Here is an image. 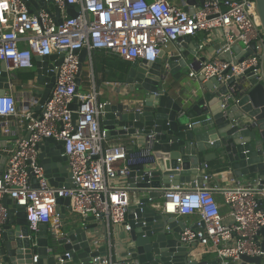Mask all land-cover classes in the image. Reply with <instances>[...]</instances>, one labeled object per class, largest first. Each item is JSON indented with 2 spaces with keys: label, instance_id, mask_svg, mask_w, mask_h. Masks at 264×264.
Returning a JSON list of instances; mask_svg holds the SVG:
<instances>
[{
  "label": "built area",
  "instance_id": "2783aa9c",
  "mask_svg": "<svg viewBox=\"0 0 264 264\" xmlns=\"http://www.w3.org/2000/svg\"><path fill=\"white\" fill-rule=\"evenodd\" d=\"M49 2L59 10L61 22L34 0H0V61L9 71L33 70L35 56L63 55L55 69L51 95L38 113L28 104L20 109L14 93L0 94V136L12 133L14 120L27 132L2 154L7 159L0 175V242L9 219L6 197L26 208L30 229L37 231L40 223H47L54 232L63 226L56 212L57 200L68 197L73 213L106 223V245L111 251L112 226L122 224L126 231L130 229L126 223L131 204L127 177L133 167L153 164L154 156L148 141L132 152L130 145L109 142L100 119L105 92L97 78L95 52L115 54L125 62H153L180 37L221 31L224 43L216 56L193 67L190 76L202 77L204 82L216 78L220 84L235 77L228 95L234 96L242 90L241 75L252 71L258 80L264 78V33L255 0H204L192 6L193 13L170 0H44L46 5ZM71 6L78 8L75 17L68 12ZM253 43L254 53L245 55ZM235 46L240 48L237 57ZM82 50H86L85 74L79 73ZM82 79L84 89L79 87ZM29 102L36 106L35 100ZM45 138L64 142L63 156L73 187L50 184L39 161V145ZM211 178L206 174L202 185L194 188H168L159 204L162 212L179 218L196 215L197 225H187L181 241L210 247L222 264H238L242 255L260 256L264 264L261 179L242 182L232 176L228 178L231 185L223 188L211 184ZM217 194L227 207L225 214ZM93 262L117 264L111 253Z\"/></svg>",
  "mask_w": 264,
  "mask_h": 264
},
{
  "label": "water",
  "instance_id": "95a60500",
  "mask_svg": "<svg viewBox=\"0 0 264 264\" xmlns=\"http://www.w3.org/2000/svg\"><path fill=\"white\" fill-rule=\"evenodd\" d=\"M203 2L188 0L192 5ZM255 2L264 33V0ZM34 3L37 7L44 6V0H34ZM191 8L188 10L193 13L195 9ZM77 11L74 6L68 10L73 17ZM55 15L61 22L59 10ZM192 40L190 35L180 37L171 51L162 50L153 62L139 59L127 62L121 89L115 95L101 97L105 105L100 119L107 135L145 139L154 156L153 164L133 167L127 177L129 192L137 193L127 214L130 229L113 236L111 251L107 245L96 249L95 237L89 233L93 227L63 225L59 232H54L49 224L40 223L37 231L32 230L26 208L18 206L8 196L4 202L9 209V219L0 242L2 264H94L95 257L109 253L117 264H222L219 259H196L195 245L189 247L181 241L180 234L187 224L176 214L164 213L154 205L161 203L171 186L184 183L192 188L201 186L212 160L220 177H255L264 184V78L260 81L248 71L239 77L242 90L228 96L235 77L226 84H220L216 78L204 82L201 77L200 89L195 95L176 97L177 86L173 80L181 79L195 68V54L190 57L186 49ZM239 49V46L234 47V51ZM254 51L253 43L245 55ZM85 58L86 50H82L79 73ZM34 60L35 75L26 80L24 91H29L25 93L28 105L29 100H35V110L39 112L51 95L56 81L55 69L63 61V55L35 56ZM17 77L16 73L9 77L2 63L0 94L6 93L10 81ZM215 86L216 92H204L205 88ZM76 103L77 99L72 104L74 109ZM49 143L56 144L63 154L64 142L54 138L43 139L39 149L44 151V144ZM132 151L134 145L129 148V152ZM6 159L5 155L0 156V175ZM39 161L50 184L57 186L44 152L40 153ZM58 178L63 180L62 186H74L67 168H61ZM69 203L68 197H59L56 212L64 214ZM261 233L264 235V229ZM260 262V256L242 255L240 264Z\"/></svg>",
  "mask_w": 264,
  "mask_h": 264
},
{
  "label": "crops",
  "instance_id": "0c3cea01",
  "mask_svg": "<svg viewBox=\"0 0 264 264\" xmlns=\"http://www.w3.org/2000/svg\"><path fill=\"white\" fill-rule=\"evenodd\" d=\"M172 3L177 4L179 6L185 7L187 9H192L191 7L193 6L192 4L188 3V0H170ZM200 4V3H199ZM45 7H48V9L52 12V13H56V11L58 10L57 7H55V5H53L51 2L48 3V5H46V3H44ZM193 40L189 43V47L186 48L189 52L190 57L193 56V54H195V67L199 68V65L208 59H211L213 57L216 56V52L218 50V48L224 43L223 40V35L221 31H216L213 34H203V33H198L195 36H192ZM176 45V43H173L172 45L169 46V48L167 49V51H171L172 48ZM238 51H234L233 55L235 57L239 56ZM2 61H0V67L2 65ZM5 65V63H4ZM5 71L8 73V76L11 77L12 73H16L18 75V77L13 80L10 81V86L11 88L6 92V93H14L17 97L18 100V107L24 108L26 107V104H28L26 102V100L28 99L27 95L25 94L27 92V94H29V91H24L25 89V83H26V79H23L21 77V75L27 71L30 70H20V71H9L5 65ZM33 71V70H31ZM87 71V66L83 67L82 72L83 74H85V72ZM192 71V68L190 69V71L184 76H182L181 79H174V83L177 86L176 88V97H180L181 95H195L196 92L199 91L200 89V81L201 78L200 77H191L190 76V72ZM98 81L100 82V86L101 88L104 90L105 94H103V96H105L106 94L108 95H115L117 93L118 90L121 89V81H119L118 79H105V78H101L100 76L98 77ZM85 80L82 79L80 81V89H84L86 87V83L84 82ZM105 81H109L112 84L108 87L104 86L103 83ZM19 89V90H18ZM218 90V88L215 86L213 89H207L205 88L204 92H211L214 93ZM107 92V93H106ZM116 102V101H115ZM30 106L32 108L35 109V105L32 106V104L30 103ZM38 113V111H36ZM11 126H12V133L10 135H2L0 136V156L3 154V151L5 148H11L12 145L14 144L15 140L19 137H24L26 136L27 132L25 130V127L23 125H20V123L17 121H12L11 122ZM136 140V141H135ZM109 142L110 143H124L127 145L132 146L134 144V148L135 151H137L139 148H141L143 145L146 144L145 139L142 138H138V139H134V137L131 136H110L109 137ZM44 152L45 154V159L48 161L47 165L53 170V174H55V179L57 180V186H62L64 184L63 180L61 181L60 178H58L60 176V170L61 168L65 167L68 169V164H67V160L63 159V154H61V152H59V150L57 149L56 144H44V151L40 149V153ZM60 159V160H59ZM215 161H211L209 163V167L207 168V175H211V184H219L221 187L226 188L228 186H230L231 184L229 183L228 179H225L223 177H220L221 175L219 173H217L216 169H215ZM69 171V170H68ZM255 177L252 178H248V177H242L241 180L242 182H248L251 179H254ZM181 187L189 189L192 188L190 184L188 183H184L181 185ZM129 196H130V203L133 200V198H135L137 196V193H133V192H129ZM217 198L219 200V202L221 203V210L223 212V214L227 213V207L223 204V199L222 196L220 194H217ZM156 208L161 209L159 205H154ZM188 226H196L197 225V220L198 217L196 215H187L184 217H180ZM61 220H62V224L64 226H70L75 224L78 227H86V226H91L93 228H91L89 230V233L93 235V237H95L94 239L96 241H98V246H94V248L96 247H105L106 246V239L108 237L109 239V228L106 225V223L104 221L98 220L92 216H88L86 218L80 216L79 214H75L71 211V208L69 206H65V212L64 214H61ZM128 220V216L126 217V221ZM111 233L113 234L112 236H118L121 233L125 232V228L124 225L119 224V225H114L111 228ZM192 245L194 246V251H193V255L196 259L198 258H205L208 260H214L217 259L216 254L214 253V251L210 248V247H204L198 244H191L189 245V247H191ZM97 249V248H96ZM240 264V263H238Z\"/></svg>",
  "mask_w": 264,
  "mask_h": 264
},
{
  "label": "trees",
  "instance_id": "16d2710c",
  "mask_svg": "<svg viewBox=\"0 0 264 264\" xmlns=\"http://www.w3.org/2000/svg\"><path fill=\"white\" fill-rule=\"evenodd\" d=\"M95 68L98 77L105 79H118L122 81L126 74V63L115 54H107L97 50L94 54ZM35 75L34 71H27L21 75L23 79H31Z\"/></svg>",
  "mask_w": 264,
  "mask_h": 264
},
{
  "label": "rangeland",
  "instance_id": "374dc122",
  "mask_svg": "<svg viewBox=\"0 0 264 264\" xmlns=\"http://www.w3.org/2000/svg\"><path fill=\"white\" fill-rule=\"evenodd\" d=\"M33 71H34V69H33ZM19 90V89H18Z\"/></svg>",
  "mask_w": 264,
  "mask_h": 264
}]
</instances>
